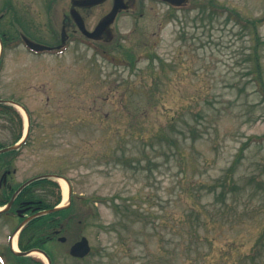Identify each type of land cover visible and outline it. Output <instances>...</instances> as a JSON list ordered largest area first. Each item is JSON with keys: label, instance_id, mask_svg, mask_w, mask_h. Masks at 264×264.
I'll return each instance as SVG.
<instances>
[{"label": "rangeland", "instance_id": "rangeland-1", "mask_svg": "<svg viewBox=\"0 0 264 264\" xmlns=\"http://www.w3.org/2000/svg\"><path fill=\"white\" fill-rule=\"evenodd\" d=\"M69 1H58V34ZM212 5L213 14L207 0L180 9L135 0L112 25L111 41L77 34L63 50L10 59L3 78L17 95L23 90L31 128L9 183L66 178L68 223L92 249L84 262L56 264H252L264 232V88L252 73L256 49L264 84V0ZM109 9L104 3L81 12L86 27ZM40 17L44 26L51 21ZM43 30L39 43L55 45ZM126 51L137 60L134 69ZM200 110L207 113L196 122L191 111ZM187 121L197 127L194 141ZM15 128L0 119L1 145L13 142ZM229 170L236 189L223 204L209 188ZM11 223L0 219V249ZM197 230L214 239L204 259L210 245L197 242ZM260 256L255 262L264 264Z\"/></svg>", "mask_w": 264, "mask_h": 264}, {"label": "flooded vegetation", "instance_id": "flooded-vegetation-1", "mask_svg": "<svg viewBox=\"0 0 264 264\" xmlns=\"http://www.w3.org/2000/svg\"><path fill=\"white\" fill-rule=\"evenodd\" d=\"M58 1L59 0H0V119H10L14 116L12 109L14 103L24 106L22 103L23 90L17 95L16 84L13 86L14 88H11L10 83L13 81H10V83L9 81H4L3 75L6 70H8L10 59H18L19 53L29 51L34 55L37 54L27 49L25 44L26 40L39 43V41L42 40L40 38L42 32H45L43 29H46L48 31L46 37L49 39L52 38L56 42L55 45L48 43V46L56 49L62 37L69 40L74 38L77 34L80 35V32L69 16V8L68 14L64 15L61 20L58 34V24L56 23ZM134 1L135 0H124V2L128 4ZM69 2L71 4L72 0ZM103 3H108L110 7H112L114 0H105ZM42 14L43 16L47 15L51 20L48 21L46 17L47 22L45 26L44 24L42 25L40 21V18L42 19V17H40ZM53 23H55L54 26L52 25ZM104 37L106 38L107 36L103 34L101 38ZM12 61L16 63L15 60ZM12 89L13 94L6 96L5 92ZM13 125L17 130V124L14 123ZM11 146L12 144L8 146L0 144V150H4ZM20 149L21 147L16 152L20 151ZM12 163L13 159L0 161V166L2 168L0 171V203H4V205L10 201L14 192L24 183L23 182L15 188L10 185L9 177L15 174L14 169H9ZM42 188L43 187L40 185L31 186L24 194H21L24 191L21 190L10 209L0 214V219L4 217L9 220L17 221V223H11V225L8 226L5 243L6 247L0 249V257L4 259L7 257L8 260V256L15 255L16 257L27 259V257L12 252V246L15 243L20 252L34 249L44 252L50 258L52 264H56L57 261L63 258H67L71 263L84 262L88 257L79 259L70 255L71 248L76 243L80 242L84 236L81 235L80 230L73 229L72 225L68 223V218L65 216L62 218L61 216L55 217L51 223L47 224L27 223L22 225L25 220L36 215L41 211V208H43V202L40 199ZM8 198L9 200H7ZM15 201H17V203H15ZM78 227L79 226H77V229ZM27 262L32 264L37 263V261L31 257H28Z\"/></svg>", "mask_w": 264, "mask_h": 264}, {"label": "trees", "instance_id": "trees-1", "mask_svg": "<svg viewBox=\"0 0 264 264\" xmlns=\"http://www.w3.org/2000/svg\"><path fill=\"white\" fill-rule=\"evenodd\" d=\"M212 9H213V7H211V9H210L211 10V14H213ZM228 18H229V16H228ZM250 25L254 26V23H251ZM252 32L254 33V30H252ZM252 55H253L254 61L256 62V66H255V68L252 71V73L255 75L254 81L258 82L259 86L264 88V84H263L262 78H261V71H260V69L258 68V65H257L258 56L256 55V49H255V52H253ZM123 57H126L129 60V63L127 64V66H129L131 69H134L135 66H136V63H137V61L135 60V56H133V55L131 56V53L129 51H126V52H124ZM148 58H149L150 66H153L152 57H148ZM159 61H160V64L163 65V62H161V60H159ZM152 70H154L153 67H152ZM150 105L151 104H148V108H150ZM154 105H159V101H155V104H153L152 106H154ZM205 113H207V111H205V110H200V111H196V112H192L191 111L192 119L195 120L196 122H199L200 119L204 118ZM185 126H186L185 128L187 129V132H189L191 134V136H192L191 140L194 141L196 139V136H197L196 134H198L197 127L193 126L189 121H187ZM168 142H170V141L168 140ZM236 161H237V159L231 165L232 169H233V167H235ZM231 173H232V171L229 170V172L226 174L224 179H222V180L220 179L219 181L216 182L215 185H211L210 188H209V192L211 194L214 193L216 195V197H215L216 200L217 201H221V203H223V204L226 203L227 195L229 193H234L235 189H236L235 182H233V178L231 176L233 174H231ZM39 183L53 185L54 186L53 188H56V185L54 183L50 182L49 180H42V181L36 182L34 184H39ZM219 188H220V191L217 192ZM27 189H25L24 193L27 191ZM53 197H54L53 203L50 204V205H47V206L44 205L45 207H43V209H50V208L54 207L59 202V200H60L59 193L57 194V196H53ZM97 200H98V198H94L92 200V203L97 201ZM42 201H43V204H44L45 203V198ZM66 212L67 211H61V212H58V213L45 215V216L40 217L39 219H36V220L32 221L31 223H36V224L51 223L53 217H55L57 215H63ZM204 213H208V210L207 211L205 210ZM208 216H209V214H208ZM193 218H194V215H190L189 216L190 220H192ZM197 218H198V222L199 223H201L202 225H206V221L205 220L203 221L201 218H199V216H197ZM196 232H197L196 233L197 242H199L201 245H203V242H206L208 245H210V251L208 253H201V257L204 259V258H206L207 256H209L211 254V252H212L211 246H213L214 239L208 235L209 232H207V231L205 232L206 234L203 237H201V236L199 237L198 230ZM263 241H264V232L261 234L259 240H257L256 246H255V248L257 249V253H254V256L250 259V262L252 264H258V262H255V260L258 259V257L260 256L259 253H261L260 258L264 254V246H262L261 249L259 248L260 244L263 243ZM16 260H18V259L16 258ZM18 262L22 263L21 260H18Z\"/></svg>", "mask_w": 264, "mask_h": 264}, {"label": "water", "instance_id": "water-1", "mask_svg": "<svg viewBox=\"0 0 264 264\" xmlns=\"http://www.w3.org/2000/svg\"><path fill=\"white\" fill-rule=\"evenodd\" d=\"M102 1L104 0H73L72 1V6L73 7H79V8H85V7H90V6H94V5H97L99 3H101ZM163 1H166L172 5H175V6H180L184 3L187 2V0H163ZM126 8L125 6H120L118 7V5H115L113 7V9L111 10V12L106 15L100 22L99 24L97 25V27L95 28V30L91 33H88L85 28H84V24H83V21L82 19L80 18L79 14L73 9L71 10V16L73 17L74 21L76 22L78 28L82 31V33H84L87 37L91 38V39H98V37L104 33L106 31V28L108 27L109 24H111L117 14V12L120 10V9H124ZM64 42V40H63ZM29 46L36 50V51H43V50H46L48 49L47 47L45 46H41V45H36V44H32V43H29ZM13 149V148H12ZM26 185V184H25ZM23 185V186H25ZM22 186V187H23ZM70 194V192H69ZM13 200V199H12ZM12 202V201H11ZM11 204V203H10ZM10 204L8 205V207L10 206ZM58 209H53L51 211H48V212H45V213H49V212H53V211H56ZM44 214V213H43ZM89 251V247H88V243H87V240L86 239H82L81 242L77 243L73 248H72V251H71V254L72 255H75V256H80V257H83L85 256ZM29 253V252H28ZM28 253H24L23 255H26Z\"/></svg>", "mask_w": 264, "mask_h": 264}, {"label": "bare ground", "instance_id": "bare-ground-1", "mask_svg": "<svg viewBox=\"0 0 264 264\" xmlns=\"http://www.w3.org/2000/svg\"><path fill=\"white\" fill-rule=\"evenodd\" d=\"M58 183H59V185L61 187L62 196H63L61 207H64V206L67 205V202H68V185L63 180H58ZM13 248L16 249L15 243L13 244ZM32 255L37 257V258H39V259H41V260H43V257L41 255L37 254V253H33Z\"/></svg>", "mask_w": 264, "mask_h": 264}]
</instances>
